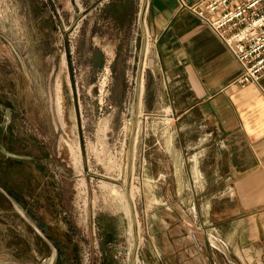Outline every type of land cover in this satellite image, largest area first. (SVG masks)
<instances>
[{"label":"rangeland","instance_id":"1","mask_svg":"<svg viewBox=\"0 0 264 264\" xmlns=\"http://www.w3.org/2000/svg\"><path fill=\"white\" fill-rule=\"evenodd\" d=\"M141 1L131 27L116 29L104 0H0V258L7 264L199 258L194 237L191 244L171 230L174 246L164 231L184 217L194 223V197L153 182L157 168L147 165L161 158L152 114L162 91ZM208 257L223 260L211 248Z\"/></svg>","mask_w":264,"mask_h":264},{"label":"crops","instance_id":"2","mask_svg":"<svg viewBox=\"0 0 264 264\" xmlns=\"http://www.w3.org/2000/svg\"><path fill=\"white\" fill-rule=\"evenodd\" d=\"M104 1L111 25L131 27L138 0ZM144 1L151 72L162 91L152 114L161 158L147 165L157 168L153 182L194 197V223L184 217L179 226L203 240L195 246L199 258L191 252L194 259L179 264H219L208 257L210 248L221 264H264V75L238 87L241 68L210 27L177 0Z\"/></svg>","mask_w":264,"mask_h":264},{"label":"built area","instance_id":"3","mask_svg":"<svg viewBox=\"0 0 264 264\" xmlns=\"http://www.w3.org/2000/svg\"><path fill=\"white\" fill-rule=\"evenodd\" d=\"M180 8L210 27L238 62L240 88L257 83L264 75V0H200ZM142 5V3L140 4Z\"/></svg>","mask_w":264,"mask_h":264},{"label":"flooded vegetation","instance_id":"4","mask_svg":"<svg viewBox=\"0 0 264 264\" xmlns=\"http://www.w3.org/2000/svg\"><path fill=\"white\" fill-rule=\"evenodd\" d=\"M171 201H172L171 197H168V198L165 199V202L168 203V204L172 203ZM172 226L169 227L170 228L169 231L167 229L166 232L168 231V234H170V236H169L170 237V242H172L174 246H179L180 243H177V241L171 237V234H172L171 230L172 231L173 230L174 231L175 230L176 231H181L182 228H180L179 224H176V223H174ZM187 227L189 228L188 225H187ZM181 234H183V236H185V237L187 236L186 238L184 237V239L182 241H185V242H188V243H191V244H192V238L194 237L193 243H194L195 246H197L198 249L200 248V246L203 243L202 237H200L198 234H195L193 232L190 233L189 231H186V232L181 231Z\"/></svg>","mask_w":264,"mask_h":264},{"label":"water","instance_id":"5","mask_svg":"<svg viewBox=\"0 0 264 264\" xmlns=\"http://www.w3.org/2000/svg\"><path fill=\"white\" fill-rule=\"evenodd\" d=\"M0 264H7V263L0 258Z\"/></svg>","mask_w":264,"mask_h":264},{"label":"bare ground","instance_id":"6","mask_svg":"<svg viewBox=\"0 0 264 264\" xmlns=\"http://www.w3.org/2000/svg\"><path fill=\"white\" fill-rule=\"evenodd\" d=\"M52 260V259H51Z\"/></svg>","mask_w":264,"mask_h":264}]
</instances>
